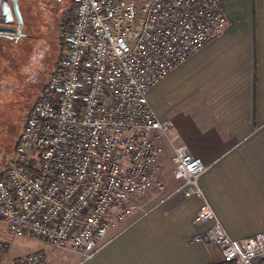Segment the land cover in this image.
Returning <instances> with one entry per match:
<instances>
[{
    "label": "built area",
    "instance_id": "1",
    "mask_svg": "<svg viewBox=\"0 0 264 264\" xmlns=\"http://www.w3.org/2000/svg\"><path fill=\"white\" fill-rule=\"evenodd\" d=\"M66 21L54 70L0 174L9 233L91 259L141 208L168 144L176 193L201 199L194 242L216 245L220 264H264V233H227L199 183L208 167L176 144L172 114L161 120L148 99L225 31L221 0H73ZM7 253L0 240V264ZM14 264L49 263L37 250Z\"/></svg>",
    "mask_w": 264,
    "mask_h": 264
},
{
    "label": "crops",
    "instance_id": "2",
    "mask_svg": "<svg viewBox=\"0 0 264 264\" xmlns=\"http://www.w3.org/2000/svg\"><path fill=\"white\" fill-rule=\"evenodd\" d=\"M221 2L225 31L154 86L148 99L161 120L172 114L176 144L208 167L199 183L227 233L247 240L264 233V0ZM5 18L0 8V26ZM167 150L173 155L165 144L157 178ZM173 168L171 160L159 199L152 201L153 188L146 193L141 208L109 232L91 259L45 243L38 250L49 264L53 258L59 264L220 263L216 245L194 242L201 199L176 193Z\"/></svg>",
    "mask_w": 264,
    "mask_h": 264
},
{
    "label": "rangeland",
    "instance_id": "3",
    "mask_svg": "<svg viewBox=\"0 0 264 264\" xmlns=\"http://www.w3.org/2000/svg\"><path fill=\"white\" fill-rule=\"evenodd\" d=\"M18 2L25 22L22 28L24 37L20 43L13 46L15 56L8 65V69L12 71L7 69L9 73L0 79V106L6 108L11 117L10 126H8L11 133L8 130L5 133L1 131L0 134V174L13 157L26 123V117L33 104L41 96L54 70L61 53L59 44L62 29H64L62 25L66 21L67 12L73 5V0H18ZM9 44L11 41L0 35L1 61L5 55L2 47L9 46ZM171 160L172 152L167 150L162 157L161 170L153 187V202L154 199H159L156 191L158 192L160 186L170 182ZM144 196L140 201L141 206ZM143 206L145 208V205ZM0 240L5 241L8 250L10 249L6 264H14L16 257L48 247L41 242H31L27 238L12 236L8 230V221L1 218ZM52 263L59 264V259L53 258Z\"/></svg>",
    "mask_w": 264,
    "mask_h": 264
},
{
    "label": "trees",
    "instance_id": "4",
    "mask_svg": "<svg viewBox=\"0 0 264 264\" xmlns=\"http://www.w3.org/2000/svg\"><path fill=\"white\" fill-rule=\"evenodd\" d=\"M26 8H27V6H26ZM72 9H73V5H72V8L70 9V11H72ZM70 21H71L70 19L68 21H66V28L65 29H67L68 25L71 24ZM0 35L5 36L6 34H0ZM5 37H7V36H5ZM23 37L24 36H22V38L20 40L17 39L16 36L14 38L7 37L8 40L11 41V44H9V46L2 47V51L6 56L4 55V58H2L3 60L2 61L0 60V62H1V64H0V79L4 78L6 76V73H9L10 70L12 71V69H8V67H9L8 65L10 64L11 60L14 59V56H15L13 46H15V44L20 43L23 40ZM7 69L9 71H7ZM10 119H11V117L9 116L8 110L6 108L0 106V134H1V131L2 132L4 131V133H5L8 130H9V133H11L10 132L11 129L8 127V126H10L9 125Z\"/></svg>",
    "mask_w": 264,
    "mask_h": 264
},
{
    "label": "water",
    "instance_id": "5",
    "mask_svg": "<svg viewBox=\"0 0 264 264\" xmlns=\"http://www.w3.org/2000/svg\"><path fill=\"white\" fill-rule=\"evenodd\" d=\"M10 1L11 4L7 0H4L3 3H0V8L2 12L6 15L3 24L10 25L16 20L17 28L0 26V34H15L17 39H21L23 36L22 28L24 26V21L20 11L19 2L18 0H10Z\"/></svg>",
    "mask_w": 264,
    "mask_h": 264
},
{
    "label": "flooded vegetation",
    "instance_id": "6",
    "mask_svg": "<svg viewBox=\"0 0 264 264\" xmlns=\"http://www.w3.org/2000/svg\"><path fill=\"white\" fill-rule=\"evenodd\" d=\"M15 25H17L16 20L12 24H10V25H3V26L15 28ZM5 36L10 37V38H14L15 37V34H6Z\"/></svg>",
    "mask_w": 264,
    "mask_h": 264
}]
</instances>
